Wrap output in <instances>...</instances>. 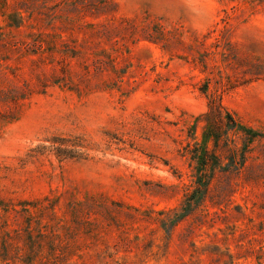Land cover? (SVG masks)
<instances>
[{
	"label": "rangeland",
	"instance_id": "1",
	"mask_svg": "<svg viewBox=\"0 0 264 264\" xmlns=\"http://www.w3.org/2000/svg\"><path fill=\"white\" fill-rule=\"evenodd\" d=\"M209 98L262 137L167 234ZM0 264H264V0H0Z\"/></svg>",
	"mask_w": 264,
	"mask_h": 264
},
{
	"label": "trees",
	"instance_id": "2",
	"mask_svg": "<svg viewBox=\"0 0 264 264\" xmlns=\"http://www.w3.org/2000/svg\"><path fill=\"white\" fill-rule=\"evenodd\" d=\"M13 121L12 118L9 120ZM220 125H217V124ZM201 125L200 139H196V128ZM229 133L239 134L245 140L239 150L242 161L245 158L248 144L262 137V134L238 120L223 108L219 101L208 99L207 109L197 116L190 127L191 144L186 147V157L190 161L194 174V189L186 196V201L175 211H171L169 228H163L167 234L187 217L194 206L199 203L209 186L216 169L221 168V161L217 150L220 143L227 140ZM211 147H210V146ZM163 227V226H162Z\"/></svg>",
	"mask_w": 264,
	"mask_h": 264
}]
</instances>
